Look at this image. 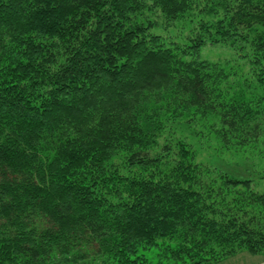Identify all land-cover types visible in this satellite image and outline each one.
I'll list each match as a JSON object with an SVG mask.
<instances>
[{"label":"trees","instance_id":"1","mask_svg":"<svg viewBox=\"0 0 264 264\" xmlns=\"http://www.w3.org/2000/svg\"><path fill=\"white\" fill-rule=\"evenodd\" d=\"M200 119L264 157V0H0V264L264 256V191L175 136Z\"/></svg>","mask_w":264,"mask_h":264},{"label":"rangeland","instance_id":"2","mask_svg":"<svg viewBox=\"0 0 264 264\" xmlns=\"http://www.w3.org/2000/svg\"><path fill=\"white\" fill-rule=\"evenodd\" d=\"M201 55L210 60H229L238 57L236 51L231 47L223 44H207L201 50ZM242 63L244 59L234 61V63ZM248 66L243 65L241 69L248 71ZM174 126L175 136L176 130L180 134L179 137L186 138L191 147L196 152V160L198 163H203L206 167L213 170H222L223 172L232 175L250 177L254 179V188L264 191V157L257 152L236 151L234 149H223L218 142V139L208 135L207 122L204 119L197 120L193 125L180 124ZM192 127V128H191ZM198 132V133H197ZM217 176V173H214ZM150 254V253H148ZM155 260V258H154ZM221 264H264V256L252 255L247 251L239 252L236 255L226 259Z\"/></svg>","mask_w":264,"mask_h":264}]
</instances>
